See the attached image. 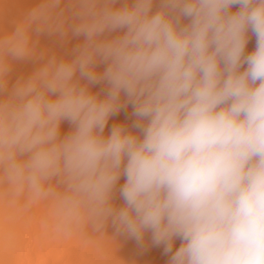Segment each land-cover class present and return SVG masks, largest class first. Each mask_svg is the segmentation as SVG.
Listing matches in <instances>:
<instances>
[{
  "label": "clouds",
  "instance_id": "9594fccd",
  "mask_svg": "<svg viewBox=\"0 0 264 264\" xmlns=\"http://www.w3.org/2000/svg\"><path fill=\"white\" fill-rule=\"evenodd\" d=\"M44 34L80 42L61 58ZM127 103L138 134L105 135ZM0 210L62 239L150 234L168 264H264V0H37L0 26Z\"/></svg>",
  "mask_w": 264,
  "mask_h": 264
},
{
  "label": "bare ground",
  "instance_id": "6f19581e",
  "mask_svg": "<svg viewBox=\"0 0 264 264\" xmlns=\"http://www.w3.org/2000/svg\"><path fill=\"white\" fill-rule=\"evenodd\" d=\"M37 0H7L4 5V13L0 18V26L5 30H11L15 22L29 9L34 7ZM159 7L157 3L154 8ZM234 6L232 11L237 10ZM80 42L79 38L71 37L62 41L55 35L44 34L40 37L39 48L47 50V54H55L57 57H68L72 49ZM255 36L250 35L245 54L255 49ZM38 60L17 62L13 66L9 87L19 77H26L39 66ZM103 65L99 70H103ZM246 67V65H245ZM94 93L103 96L106 85L102 82L91 89ZM125 98L122 96V101ZM137 118L134 115V107L127 103L120 111L110 117L105 128V135L110 133L113 125H123L134 134L138 130L133 127ZM72 125L65 121L60 128L61 136L68 134ZM124 183V177L118 182V188ZM116 204L122 203L117 192ZM43 210H36L31 215L18 214L11 210H0V264H164L165 256L163 246H155L151 243L150 234H146L143 245L134 239L119 236L109 226L107 237L84 238L75 236L62 239L46 233L40 226ZM181 241L177 239L173 251L178 248Z\"/></svg>",
  "mask_w": 264,
  "mask_h": 264
},
{
  "label": "rangeland",
  "instance_id": "374dc122",
  "mask_svg": "<svg viewBox=\"0 0 264 264\" xmlns=\"http://www.w3.org/2000/svg\"><path fill=\"white\" fill-rule=\"evenodd\" d=\"M170 257L168 256H165L161 262H163L164 264H168V261H169Z\"/></svg>",
  "mask_w": 264,
  "mask_h": 264
}]
</instances>
